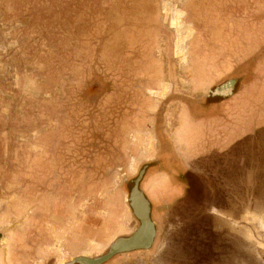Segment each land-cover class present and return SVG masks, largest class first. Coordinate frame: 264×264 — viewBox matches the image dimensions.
Masks as SVG:
<instances>
[{"label":"rangeland","instance_id":"rangeland-1","mask_svg":"<svg viewBox=\"0 0 264 264\" xmlns=\"http://www.w3.org/2000/svg\"><path fill=\"white\" fill-rule=\"evenodd\" d=\"M262 110L264 0H0V264L104 256L138 229L129 194L140 174L153 242L101 264H221L206 248L192 256L189 222L199 230L207 196L221 205L229 175L236 183L233 147L247 180L227 221L246 226L240 264H264ZM181 111L193 134L175 144ZM160 146L161 201L144 181L162 165L142 161ZM222 209L217 240L228 237Z\"/></svg>","mask_w":264,"mask_h":264},{"label":"crops","instance_id":"crops-1","mask_svg":"<svg viewBox=\"0 0 264 264\" xmlns=\"http://www.w3.org/2000/svg\"><path fill=\"white\" fill-rule=\"evenodd\" d=\"M223 105L227 106L228 102L226 104L223 103ZM186 112H187V114L189 113L187 110H186ZM258 113H259L258 114L259 116H261V114L262 115L264 114L263 110L258 112ZM182 114H183V116L187 117V115L185 114V111H184V113L181 111L177 115V116H180L181 119H179L180 125H178V127L173 132V134H171L172 141H174V143L177 140H179V141L182 140V143H187L188 140H186V138L188 139L190 137L191 133L193 134V131L191 128L192 126L187 121V119L189 121H191L190 118H188L189 116L187 117V119H184L185 117H182ZM194 120L199 121V119H194ZM260 122H261L260 124H263V126H264V121L262 120ZM258 127H259V125H258ZM228 130H230V127L228 128ZM223 143L227 144L225 134L223 135ZM181 147L184 149V146H181ZM234 149L237 150L238 154H236L235 160L233 159L231 161V158H230V160H228L227 163H228V165H230V163H231L232 166L235 163L236 165H234V166H236V167L234 169L236 170V173L239 172V175L233 172L234 175L235 174L238 175L237 178L236 177L233 178V180H236V183H234V182L232 183V177L229 175V179L231 180V184L229 185V188L227 190L225 188H223V192L226 193L225 195H227L226 197L224 195H222L224 198V200L222 199V202H223L222 204H224V205H222V204L220 205L217 203L215 204V200H216L215 197H217V196L221 197V196H220V194L215 193L214 189H213V192H212L213 194H209L207 196V200H206V202L209 203V206H210V209L207 210L208 219H211V220L207 219L205 221L200 222L199 227H198L199 230H196V231H194V225H197V223L189 222L191 225L189 227L190 228L189 233L192 235V238L190 237L191 242H193V244H195L197 246V247L194 246L192 248V251H193L192 256L196 255V257L198 259L201 258V256H200L201 254L199 253V250L200 249L204 250V248H206L208 250V254H210L209 256H207L208 260L209 259L211 261L217 260V261H220L221 264L222 263L227 264V262H229L230 264L232 262H233V264H236L235 262H238V264H240V262L242 260L245 261L247 259L246 247L248 246V242L246 240V236H247L246 226L244 225L245 227H243V225L240 222L234 223L230 220L227 221V217L229 219V215H231L232 213L235 212L234 200L232 199V197L234 198V196H237L235 189H239L240 191L244 190L245 189V182L247 180V172H246V166H245L246 162H245V160L242 159V156L239 154L240 149L238 147L237 148L233 147V150ZM229 150H230V154H231V152H232L231 151L232 150L231 142H229ZM130 152H133V150H131V148H129V153ZM158 153L161 154V156H162V153L166 154L165 146L164 147L160 146L158 149ZM235 153L236 152H234V154ZM155 154H156V152H155ZM230 157H232V156L230 155ZM259 157H261V154L259 155ZM259 157H258V159L256 157L254 158L255 162L253 160V162H254L253 165L255 166V169L257 167L256 172L262 173L264 163ZM142 161L144 164H152V163L159 161V163H161V165H162V167L159 170L153 171V173L149 176V178L144 181V191L149 196L151 195L155 199H158L159 201H161L163 196H164V193H165V189L163 188V185H164V182L168 178V172L166 169L167 164L164 165V163H162V162H165L164 157L159 156V158H158V156H153V157L145 158ZM183 161H185V160H183ZM218 164H219L218 160L213 163V167H212L213 170H215V169L217 170L216 166ZM163 166H165V167H163ZM259 167H260V169H259ZM209 170H212V169L210 168V169H208V171ZM204 173H206V171H204ZM254 179H257V176L254 177ZM237 180H238V182H237ZM256 182H258V181H256ZM170 191H173V189H171ZM174 194H175V191L171 192V195H174ZM198 194L199 193H197V196H198ZM238 195H241V194H238ZM192 197H193V194H191V198ZM210 198H212V199H210ZM232 203H233V205L231 206ZM217 206L223 208L222 213H221V211H218V212H220V214L223 216V219L226 220V221L223 220V225L219 229L223 232L224 235L228 236V237H222L219 240L216 239L217 237H214L215 232H213V229L215 228L214 225H215V219H216V217L213 214L214 213L213 209H214V207L217 208ZM174 219L175 220H170L169 228H175V227L177 228V226L180 225V216L177 215ZM184 225H187V224H185V222H182L181 226L183 227ZM185 227H187V226H185ZM186 229H188V228H186ZM214 230H216V229H214ZM192 231L195 232V235H193ZM185 236L186 235H183L181 237V239H184ZM176 242L181 244L180 237H177ZM217 244H218V246H217ZM210 256H211V258H210Z\"/></svg>","mask_w":264,"mask_h":264},{"label":"water","instance_id":"water-1","mask_svg":"<svg viewBox=\"0 0 264 264\" xmlns=\"http://www.w3.org/2000/svg\"><path fill=\"white\" fill-rule=\"evenodd\" d=\"M141 174L136 178L134 186L129 194V206L132 213L139 221L138 229L129 237L119 238L113 242L108 252L100 258H76L69 263L64 264H101L104 260L118 252H127L132 250L148 248L154 239V223L150 220V206L143 193L138 189Z\"/></svg>","mask_w":264,"mask_h":264},{"label":"flooded vegetation","instance_id":"flooded-vegetation-1","mask_svg":"<svg viewBox=\"0 0 264 264\" xmlns=\"http://www.w3.org/2000/svg\"><path fill=\"white\" fill-rule=\"evenodd\" d=\"M229 87H230V85H229V86H226V87H225V90H229V89H230ZM223 89H224V88H223ZM138 222H139V221H138ZM138 227H139V226H138ZM126 237H127V236H126ZM141 250H142V249H141Z\"/></svg>","mask_w":264,"mask_h":264}]
</instances>
